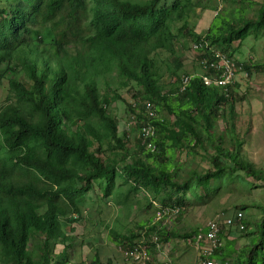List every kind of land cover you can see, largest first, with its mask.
<instances>
[{
    "label": "trees",
    "instance_id": "16d2710c",
    "mask_svg": "<svg viewBox=\"0 0 264 264\" xmlns=\"http://www.w3.org/2000/svg\"><path fill=\"white\" fill-rule=\"evenodd\" d=\"M163 1L92 0L89 5L88 0H0V67L6 66L0 87L8 80V90L16 98L0 108L2 264H57L56 256L65 259L66 251L73 250L71 232L76 228L67 232L63 221L77 224L80 208L89 202L114 203L130 211L131 197L144 193L147 207L155 208L156 202L160 207L180 208V215L188 203L203 205L236 182L247 189L250 180L264 185V167L241 152L245 137L237 131L236 108L243 100L235 92L239 83L228 96L205 86L200 77L184 93L179 86L166 90L162 84L160 55L175 56L178 42L186 37L197 42L203 38L187 21L197 11L192 7L187 14L191 0H167L165 6ZM240 2L247 7L233 9L228 17L216 12L215 17L225 20L204 35L230 58L247 38L258 39L264 33V3L256 17H249L252 2ZM234 43L238 47L224 48ZM243 64L248 75L264 69L261 62ZM174 68H181L168 67L176 77ZM118 82L136 84L140 89L136 100H149L168 114L162 119H157L156 110L153 117L137 114V122L155 128L156 153L147 152L139 136L134 147L120 133L119 121L110 111L120 96L100 89V83L110 90ZM129 108L134 114L130 103ZM136 127L139 134L141 123ZM208 147L214 154L209 156L210 168L203 172L193 169L183 176L184 168L170 158L183 150L204 154ZM235 207V213L260 212L247 235L249 244L233 250L235 240L228 239L237 228L223 227L226 246L215 254L224 252V263L229 258V264H264V203L242 201ZM242 223V232H247L250 223L245 214ZM137 229L109 234L125 252L135 248L141 237L143 244L155 248L152 237L166 244L199 231L176 232L161 224L137 225ZM33 237L42 242L36 250L30 248ZM92 264L116 263L94 255Z\"/></svg>",
    "mask_w": 264,
    "mask_h": 264
},
{
    "label": "rangeland",
    "instance_id": "374dc122",
    "mask_svg": "<svg viewBox=\"0 0 264 264\" xmlns=\"http://www.w3.org/2000/svg\"><path fill=\"white\" fill-rule=\"evenodd\" d=\"M249 1L252 2H250L252 7L250 10L247 9V16L256 17L259 5L264 3V0ZM9 2L12 3V1ZM88 2L91 5L92 0H88ZM166 2L167 0L163 1L164 6ZM192 7L193 10L197 8V11L191 13L187 18L189 26L192 29L199 30L201 36H204L211 27H213L212 31H215L216 27L220 26L223 20H225L222 16L215 17L216 12H220V14L228 17L233 9L247 7V5L246 3L242 4L240 0H191V6L186 9L187 14ZM239 16H242L241 11L239 12ZM194 42L190 37H186L178 42L175 56L167 58L166 56L168 55L165 53L160 55L161 59L158 61V67L162 76V84L166 90H169L173 85L177 88L179 85V83H176L177 77L181 78L185 74H193L201 69L197 63L199 56L192 48ZM235 47H238V43H234L232 46H225L224 48L230 50ZM239 48L240 51L232 59L246 62L249 66L256 62L264 63V33L258 39H255L253 36L247 38ZM177 64L180 65L181 69L174 68L176 74V77H174V73L172 74L168 70V67L176 66ZM5 69L6 66L3 64L0 67V73H3ZM101 83L100 89L103 93L105 91L117 92L120 96V99L111 106L110 111L119 121L120 133H124L127 139L130 140V146L137 147L136 140L139 136L135 124L137 117H131L129 103L132 104L136 100L135 94L140 89L132 82L127 86L124 83L122 86L118 82L110 85L112 88L107 90L105 85ZM237 83L241 87L238 90L235 89V92L243 96V100L238 101L236 108L238 116L237 124L240 127L237 131L245 137L243 139L244 147L241 152L243 155L248 156L257 166L264 167V69L259 71L252 70L251 75L249 74L247 77L245 74H240L237 78ZM12 95L8 90V80H4L3 85L0 87V108L6 106L11 101L13 103L16 102V98ZM157 111L159 119L168 116L160 108H156ZM170 118L173 122L174 118ZM221 127L224 128L223 126ZM2 146L4 145L0 134V150H2ZM234 148L232 146V149ZM207 149L208 152H204V154L199 149L198 153H188L186 150L177 151L175 156L170 158H173L172 162H175L176 165L184 168L185 172L182 174L183 176H187L188 170L193 171L195 169L197 172H203L210 168L209 156L211 157L214 153L211 151V148L209 149L208 147ZM170 155L171 153L167 154V157ZM250 182L252 184L248 189L240 187L241 185L236 182L221 190L217 195H213V197L207 199L203 205L197 202L188 203L187 208L180 215L158 221H156V212L161 207L156 202L155 208L147 207L144 193L131 197L130 211H126L120 205L114 203L104 206L99 200H97V203L89 202L87 207L80 208L81 217L77 224L69 226L68 223L63 221V224L67 225L64 228L67 232L73 231L76 228L75 232H71L75 236L74 246L71 253L69 250L66 251L65 255L67 257H64L65 259L56 256L55 260L57 264L61 263V260H63L62 264H92L94 255H96L103 261L110 258L116 264H132L125 259L124 251L119 249L117 245H114L111 239L112 236L109 234L111 230L125 234L130 229L138 230L137 225H145L147 227L153 224H161L168 230L176 232L198 231L205 227L209 220L215 219L217 215L235 213L237 209L235 205H238L242 201L264 203V185L252 180ZM122 190L119 201L123 204L126 192L125 188ZM97 194H99L98 190L94 193L95 200ZM146 195L150 196L147 193ZM243 212L250 226L247 232H235V235L232 236L235 239L233 250H237V248L241 249L249 244L247 235H250L249 232L254 229L252 224L255 221L254 218H260V212L257 209L244 210ZM153 238L150 242H152L155 248H152L150 243H147L148 246L143 244L142 237L139 239V244L148 249L150 264H181L184 257L188 258L187 261H183L185 264H192L196 250H193V247L187 244L185 245L184 239L175 238L169 241L168 244H160ZM177 241H179L180 248L176 245ZM159 245L161 249H159ZM41 246V239L33 237L30 248L36 250L37 247ZM172 247H175L176 253L172 251ZM56 250L59 253L61 248L58 246ZM177 256L179 257L177 258ZM214 258L219 261L223 259L221 255H215ZM0 264H2L1 261Z\"/></svg>",
    "mask_w": 264,
    "mask_h": 264
},
{
    "label": "built area",
    "instance_id": "2783aa9c",
    "mask_svg": "<svg viewBox=\"0 0 264 264\" xmlns=\"http://www.w3.org/2000/svg\"><path fill=\"white\" fill-rule=\"evenodd\" d=\"M202 48V44H195L194 50L198 51ZM199 63L206 72H211L210 74H203L202 80L206 86H217L228 91V88L232 86L240 74H248L243 71V62L236 61L230 58L227 54L221 51H211L202 53L199 58ZM194 79V75L187 74L181 78L180 81V92H185L187 87L191 84ZM149 111V116H154L151 111V104L146 105ZM141 140L142 144L148 150H155L153 145V138L155 137V129L151 124H146L141 128ZM180 213V208L176 207H161L156 212V221L161 219H170ZM218 216V215H217ZM216 216V217H217ZM215 219H211L207 222L205 227L199 229V231L192 237L184 240L187 244L193 245L197 250V262L196 264H215L213 261V256L215 253L223 248V239L221 238L223 227L237 228V232H242L244 225L242 220L244 214L236 212L233 215H220ZM157 240V237L154 238ZM158 242V240H157ZM125 259L132 264H149L150 254L148 249L143 245L139 244L135 248L129 249L124 253Z\"/></svg>",
    "mask_w": 264,
    "mask_h": 264
},
{
    "label": "clouds",
    "instance_id": "9594fccd",
    "mask_svg": "<svg viewBox=\"0 0 264 264\" xmlns=\"http://www.w3.org/2000/svg\"><path fill=\"white\" fill-rule=\"evenodd\" d=\"M196 31H198L199 32V30H196ZM200 33V32H199ZM201 34V33H200ZM195 44H202V48L200 49V50H198V51H195L194 50V45ZM192 48H193V51L194 52H196L197 54H198V58H197V63L199 64V66H200V68L201 69H199V71L197 70L195 73H193L192 75H194V79L195 78H197V77H200L201 78V82L203 83V80H202V75L203 74H210L211 72H206L203 68H202V66L200 65V63H199V58L202 56V53H204L205 54V52H207V54L208 53H210L211 51H221V50H219V49H216V48H214V47H212L211 45H210V43H209V41L203 36V38L200 40V41H195L194 43H193V45H192ZM222 52V51H221ZM223 53H225V52H223ZM225 54H227V53H225ZM228 55V54H227ZM229 56V55H228ZM230 57V56H229ZM233 58V57H232ZM185 75H187V74H185ZM184 76V75H183ZM182 76V77H183ZM181 77V78H182ZM181 78H180V81H181ZM193 79V80H194ZM192 80V81H193ZM180 81L178 82L179 84H180ZM237 82V81H236ZM236 82L233 84V85H235L236 84ZM192 83V82H191ZM204 84V83H203ZM205 85V84H204ZM232 85V86H233ZM179 86V91H180V85H178ZM206 86V85H205ZM232 86H230L229 88H228V91L227 92H224V90L222 89V88H220V87H217V86H214V85H211V86H207V87H216V88H219V89H221L222 90V92L223 93H225V95H229V91H230V89L232 88ZM182 93V92H181ZM184 93V92H183ZM148 103H150L151 104V111L154 113V110H156V108H155V106H154V104L151 102V101H149V100H134V102L132 103V107L135 109V112H134V114H132L131 113V117L132 118H135V117H137V114L138 113H140V112H143L144 114H147L148 116H149V111L147 110V107H146V105L148 104ZM142 108V109H141ZM154 116H155V113H154ZM150 117H153V116H150ZM157 119H158V116H157ZM139 123H141V128L144 126V125H146V124H151V123H149V122H137V119H136V122H135V124H139ZM152 125V124H151ZM155 129V128H154ZM140 133H141V129H140V131H139V138L141 139V135H140ZM155 140H156V137H154L153 138V140H152V142H153V145L155 146V150L154 151H152V150H148L143 144H142V140H141V145H142V147L143 148H145L146 149V151L147 152H151V153H156L157 151H158V147L156 146V142H155ZM155 238V237H154ZM153 238V239H154Z\"/></svg>",
    "mask_w": 264,
    "mask_h": 264
},
{
    "label": "crops",
    "instance_id": "0c3cea01",
    "mask_svg": "<svg viewBox=\"0 0 264 264\" xmlns=\"http://www.w3.org/2000/svg\"><path fill=\"white\" fill-rule=\"evenodd\" d=\"M228 240H230V241H233V240H235L234 239V237H232V236H230V238L228 239ZM184 241V240H183ZM169 243V242H168ZM168 243H166V244H168ZM223 243H224V239H223ZM184 244L186 245L187 243L184 241ZM176 245L179 247L180 245H179V241H177L176 242ZM188 246H190V247H193V250H196V248L194 247V246H191L190 244H187ZM225 243H224V245H223V248H222V250H224V248H225ZM159 247V249H161V247H160V245L158 246ZM181 247V246H180ZM179 247V248H180ZM177 249V248H176ZM239 248H237V250H238ZM172 251H174L175 253L177 252V250H175V247H172ZM196 252V255H195V258H194V260H192V264H196V262H197V250L195 251ZM216 255V254H215ZM214 255V256H215ZM223 255H224V252L221 254V256L223 257ZM214 256H213V261H214V263L215 264H229L228 263V261L230 260L229 258L228 259H226V262L224 263V262H222V261H219V260H217L216 258H214ZM179 256H177V258H178ZM188 260V258H186V257H184L183 259H182V261H181V264H185L183 261H187Z\"/></svg>",
    "mask_w": 264,
    "mask_h": 264
}]
</instances>
